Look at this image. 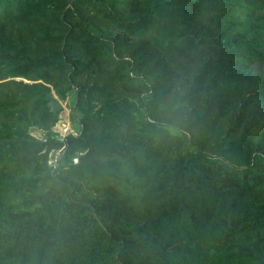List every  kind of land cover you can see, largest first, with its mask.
Here are the masks:
<instances>
[{
  "label": "trees",
  "instance_id": "obj_1",
  "mask_svg": "<svg viewBox=\"0 0 264 264\" xmlns=\"http://www.w3.org/2000/svg\"><path fill=\"white\" fill-rule=\"evenodd\" d=\"M0 264H264V0H0Z\"/></svg>",
  "mask_w": 264,
  "mask_h": 264
},
{
  "label": "rangeland",
  "instance_id": "obj_2",
  "mask_svg": "<svg viewBox=\"0 0 264 264\" xmlns=\"http://www.w3.org/2000/svg\"><path fill=\"white\" fill-rule=\"evenodd\" d=\"M76 92L73 91L71 92L69 98L66 101H61L58 97L57 99H59L63 105L60 114V121L58 122V124L54 127V131L57 132L58 136L63 137L66 134H68L69 132H75L76 128H75V124L71 122L70 119V111H71V105L73 103V101L76 99ZM33 133L36 136L42 137L44 135V132L39 129V128H34L33 129ZM58 154L57 153L54 156V161H56V159L58 158Z\"/></svg>",
  "mask_w": 264,
  "mask_h": 264
},
{
  "label": "water",
  "instance_id": "obj_3",
  "mask_svg": "<svg viewBox=\"0 0 264 264\" xmlns=\"http://www.w3.org/2000/svg\"><path fill=\"white\" fill-rule=\"evenodd\" d=\"M48 98L52 110L60 111L62 109L63 105L61 101L57 99V95L55 93H50Z\"/></svg>",
  "mask_w": 264,
  "mask_h": 264
},
{
  "label": "built area",
  "instance_id": "obj_4",
  "mask_svg": "<svg viewBox=\"0 0 264 264\" xmlns=\"http://www.w3.org/2000/svg\"><path fill=\"white\" fill-rule=\"evenodd\" d=\"M60 137V136H59ZM63 137H65V136H63ZM63 137H60V138H63Z\"/></svg>",
  "mask_w": 264,
  "mask_h": 264
}]
</instances>
